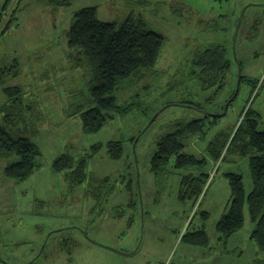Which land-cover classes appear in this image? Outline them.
Here are the masks:
<instances>
[{
    "label": "rangeland",
    "instance_id": "obj_1",
    "mask_svg": "<svg viewBox=\"0 0 264 264\" xmlns=\"http://www.w3.org/2000/svg\"><path fill=\"white\" fill-rule=\"evenodd\" d=\"M6 1L0 0V13ZM85 7H96L104 22L141 16L165 38L155 66L116 94L119 104L136 102V108L94 134L83 131L79 109L88 106V80L74 65L76 50L66 36L74 12ZM213 45H224L234 60L219 92L203 90L190 74L195 53ZM238 63L244 79L236 97L225 115L208 116L223 113L235 94ZM15 86L31 111L14 129L33 126L41 156L25 181L3 173L16 157L0 158V264H264L247 205L242 230L226 241L216 228L231 199L227 174L242 175L246 195L253 189L248 158L225 150L216 161L207 151L218 133L236 129L249 107L264 129V0H70L60 7L11 0L0 23V106L7 103L2 89ZM193 120H202L203 136H185L184 152L205 158V167L169 165L157 178L150 162L158 140ZM109 141L122 142V159H110ZM99 144L87 181L73 189L54 161L63 154L81 160ZM202 172L209 178L201 196L180 200L182 177ZM202 227L208 247L182 240Z\"/></svg>",
    "mask_w": 264,
    "mask_h": 264
},
{
    "label": "trees",
    "instance_id": "obj_2",
    "mask_svg": "<svg viewBox=\"0 0 264 264\" xmlns=\"http://www.w3.org/2000/svg\"><path fill=\"white\" fill-rule=\"evenodd\" d=\"M11 0H7L0 13L6 12ZM54 7L68 6L70 0H49ZM16 21V16L7 23L2 35ZM67 45L76 50L74 65L85 72L88 84V106L79 109L83 131L86 134L99 132L115 115H128L136 108V102L119 104L116 94L122 83L141 77L151 70L159 58L164 36L150 29L141 16L130 14L123 21L104 22L98 19L96 7H85L74 12L66 31ZM233 58L224 45H213L198 50L191 60V76L196 78L203 90L215 89L217 92L226 86ZM244 77L242 76L241 82ZM253 87L256 84L253 82ZM7 103L0 106V158L17 160L7 164L3 173L16 181L27 180L39 168L41 151L31 140L37 130L33 126L14 129L18 122L25 121V112L31 106L24 102L22 88L4 87L2 89ZM135 101V100H134ZM181 103H187L181 101ZM192 104V103H191ZM200 109L199 104H192ZM224 109V106H223ZM261 115L254 109H246L242 121L235 130L218 133L209 143L207 151L218 161L224 151L236 153L248 158L252 191L246 195L242 175L228 173L231 199L225 214L217 223L221 239L228 240L242 230L245 225V206H248L251 221L255 224L251 238L264 252V129L260 130ZM202 120H193L178 125L176 130L162 136L151 159V172L158 178L169 165L175 169L205 167V158L185 153L184 139L188 134L201 135ZM135 141H132V143ZM110 159L118 161L124 156V147L120 141H109L106 146ZM102 144L92 147L91 154L75 161L63 154L58 157L53 168L56 172H66V178L75 189L87 181L88 162L101 149ZM209 175L189 173L182 177L180 200L198 199L203 193ZM107 181H100L103 189ZM97 199V198H96ZM206 218L207 213H202ZM182 240L192 246H209V237L202 227L187 232Z\"/></svg>",
    "mask_w": 264,
    "mask_h": 264
},
{
    "label": "water",
    "instance_id": "obj_3",
    "mask_svg": "<svg viewBox=\"0 0 264 264\" xmlns=\"http://www.w3.org/2000/svg\"><path fill=\"white\" fill-rule=\"evenodd\" d=\"M243 16H244V12L242 14V17H241V20L239 21V24H238V28H237V31H239V28L241 26V23H242V19H243ZM238 33V32H237ZM237 33H236V36H237ZM234 46H235V43H234ZM236 58V57H235ZM241 79H242V75H241V67H240V64L238 63V81H237V86H236V92L235 94L232 96V98L225 104L224 106V110H223V113L221 114H207L208 116H212V117H221L223 115L226 114L227 112V109L228 107L230 106L231 102L234 100V98L236 97L238 91H239V86H240V82H241ZM154 120V118L151 120L150 123H152Z\"/></svg>",
    "mask_w": 264,
    "mask_h": 264
}]
</instances>
